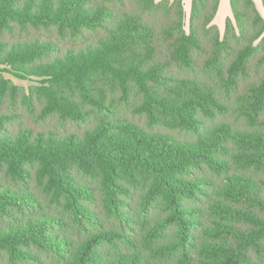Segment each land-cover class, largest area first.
Returning a JSON list of instances; mask_svg holds the SVG:
<instances>
[{"label":"trees","instance_id":"1","mask_svg":"<svg viewBox=\"0 0 264 264\" xmlns=\"http://www.w3.org/2000/svg\"><path fill=\"white\" fill-rule=\"evenodd\" d=\"M229 3L221 35L220 0L187 29L183 0H0V264H264V18Z\"/></svg>","mask_w":264,"mask_h":264},{"label":"rangeland","instance_id":"2","mask_svg":"<svg viewBox=\"0 0 264 264\" xmlns=\"http://www.w3.org/2000/svg\"><path fill=\"white\" fill-rule=\"evenodd\" d=\"M155 1L160 2L162 0H155ZM253 1H254V4L256 5L258 11L260 12V14L264 18V9L262 7L261 0H253ZM191 3H192V0H183V8H184V13H185V29H187V27H188L189 17H190V13H191ZM227 18H232V11H231L229 0H220L219 9H218V12H217L214 20H213V23L215 26H217L221 35H223V33H224L225 20ZM5 75L7 78L11 79L16 84H19L22 86L28 84L27 80L19 79L13 75L8 74V73H6Z\"/></svg>","mask_w":264,"mask_h":264}]
</instances>
